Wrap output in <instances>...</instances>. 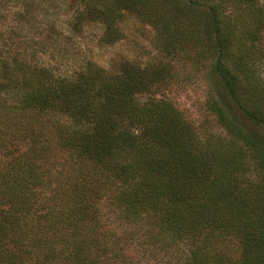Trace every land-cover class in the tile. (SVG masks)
<instances>
[{
	"label": "trees",
	"instance_id": "1",
	"mask_svg": "<svg viewBox=\"0 0 264 264\" xmlns=\"http://www.w3.org/2000/svg\"><path fill=\"white\" fill-rule=\"evenodd\" d=\"M72 3L108 44L125 12L157 28L222 131L143 99L160 70L0 49V264H264V137L232 112L264 131V0Z\"/></svg>",
	"mask_w": 264,
	"mask_h": 264
},
{
	"label": "rangeland",
	"instance_id": "2",
	"mask_svg": "<svg viewBox=\"0 0 264 264\" xmlns=\"http://www.w3.org/2000/svg\"><path fill=\"white\" fill-rule=\"evenodd\" d=\"M84 6H74L72 0H0V49L10 55L54 58L52 64H62L64 70L81 66L87 59L112 71L125 64L160 70L164 81L143 99L168 100L195 127L222 131L207 109L212 85L205 70L196 71L184 54L166 55L159 30L129 12L117 24L119 38L108 44L101 22L94 21L90 13L80 17ZM79 20L82 23L77 25ZM232 112L246 129L264 137V131L235 109Z\"/></svg>",
	"mask_w": 264,
	"mask_h": 264
}]
</instances>
